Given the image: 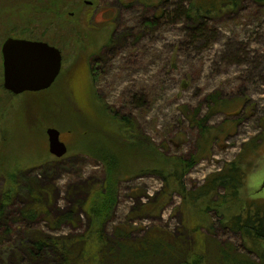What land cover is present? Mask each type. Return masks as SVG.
<instances>
[{"label":"rangeland","instance_id":"obj_1","mask_svg":"<svg viewBox=\"0 0 264 264\" xmlns=\"http://www.w3.org/2000/svg\"><path fill=\"white\" fill-rule=\"evenodd\" d=\"M177 1L0 0V48L14 36L44 40L62 52L61 74L49 88L17 95L0 90L1 167L7 170L17 162L28 168L40 185L53 189L51 208L70 205L78 187L104 179V165L89 152V139L110 137L111 116L129 118L134 131L166 156H188L195 152L200 133L184 111L192 114L199 108L198 118L203 117L215 93L220 99L241 101L230 107L235 115L217 113L207 125L217 131L231 123L226 118L237 123L211 142L185 183L188 188L199 186L207 175L237 159L250 167L245 182L257 184L264 193V5L243 0L201 23L181 17ZM1 63L0 53V84ZM48 127L59 129L68 146L61 158L49 153ZM256 138L257 151L240 157L242 146ZM111 140L122 147L117 138ZM128 162L132 176L120 181L108 231L131 216L142 229L180 227L189 211L177 193L167 197L160 212L132 213L161 191L163 181L144 171L147 163L137 154ZM3 185L0 175V189ZM240 197L253 200L245 185ZM254 201L264 202V196ZM211 215L217 237L248 254L241 236L222 228ZM86 219L81 215L77 226L52 230L43 216L36 228L54 235L83 232ZM22 228L20 224L15 230Z\"/></svg>","mask_w":264,"mask_h":264},{"label":"trees","instance_id":"obj_2","mask_svg":"<svg viewBox=\"0 0 264 264\" xmlns=\"http://www.w3.org/2000/svg\"><path fill=\"white\" fill-rule=\"evenodd\" d=\"M207 1L178 0L175 5L181 17L202 23L204 18L224 9H235L243 0ZM252 1L264 5V0ZM149 24L154 25V21ZM92 78L95 80L94 74ZM238 101L241 98L224 100L215 93L210 96L209 111L203 117L198 118L199 108L192 114L184 111L200 133L195 152L188 156H166L155 144L148 143V138L134 131L129 118L111 116V138L89 139V152L104 165V179L78 187L77 192H72L75 199L64 208L50 207L53 189L40 185L28 168L15 162L6 170L0 163V175L4 178L0 189V264H264V202L240 197L250 167L236 159L207 175L199 186L188 188L185 183V176L207 156L211 142L227 135L237 123V119L226 118L224 122H231L228 126L222 124L212 131L208 120L221 112L227 117L235 115L229 113L230 107ZM114 137L122 147L111 142ZM257 147V138L246 142L239 156L248 153L249 157ZM136 154L147 163L144 171L149 169L160 177L163 187L132 213L160 212L167 197L177 193L189 214L176 230L156 225L142 229L134 226L135 217L131 216L108 231L120 181L132 176L128 160ZM211 213L219 218L222 228L241 236L248 254L240 252L229 240L217 237ZM81 215L87 218L83 232L54 235L36 228L43 216L52 230L64 225L75 227ZM20 224L23 228L15 230Z\"/></svg>","mask_w":264,"mask_h":264},{"label":"water","instance_id":"obj_3","mask_svg":"<svg viewBox=\"0 0 264 264\" xmlns=\"http://www.w3.org/2000/svg\"><path fill=\"white\" fill-rule=\"evenodd\" d=\"M3 86L14 94L49 88L62 68V52L46 41L8 36L1 46ZM49 153L57 158L66 155L67 144L60 130L46 129Z\"/></svg>","mask_w":264,"mask_h":264},{"label":"clouds","instance_id":"obj_4","mask_svg":"<svg viewBox=\"0 0 264 264\" xmlns=\"http://www.w3.org/2000/svg\"><path fill=\"white\" fill-rule=\"evenodd\" d=\"M245 187L247 188L248 196L250 199L256 200L261 198V196H264V193L258 192V185L252 183L250 180L245 182Z\"/></svg>","mask_w":264,"mask_h":264},{"label":"flooded vegetation","instance_id":"obj_5","mask_svg":"<svg viewBox=\"0 0 264 264\" xmlns=\"http://www.w3.org/2000/svg\"><path fill=\"white\" fill-rule=\"evenodd\" d=\"M33 40H36V39H33ZM38 40V39H37ZM44 41V40H43ZM47 42V41H46ZM49 43V42H48ZM50 44V43H49ZM52 45V44H51ZM1 46H2V44H1ZM0 53H1V48H0ZM1 60H2V56H1ZM2 64V63H1ZM91 69V68H90ZM2 72H3V67H2ZM56 81V80H55ZM54 84V83H53ZM52 84V85H53ZM2 85H3V78H2ZM51 85V86H52ZM0 90H3V91H5V92H8L9 94H14V93H12L11 91H9V90H7L4 86H3V88L0 86ZM28 92H30V91H28ZM24 93V92H23ZM21 94V93H20ZM15 95H17V94H15ZM65 142V141H64ZM66 143V142H65Z\"/></svg>","mask_w":264,"mask_h":264}]
</instances>
